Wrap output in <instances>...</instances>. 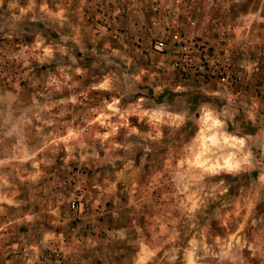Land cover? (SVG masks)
Wrapping results in <instances>:
<instances>
[{
    "label": "rangeland",
    "instance_id": "374dc122",
    "mask_svg": "<svg viewBox=\"0 0 264 264\" xmlns=\"http://www.w3.org/2000/svg\"><path fill=\"white\" fill-rule=\"evenodd\" d=\"M0 264H264V0H0Z\"/></svg>",
    "mask_w": 264,
    "mask_h": 264
},
{
    "label": "built area",
    "instance_id": "2783aa9c",
    "mask_svg": "<svg viewBox=\"0 0 264 264\" xmlns=\"http://www.w3.org/2000/svg\"><path fill=\"white\" fill-rule=\"evenodd\" d=\"M158 43H159L160 45H163V44H164L163 42H158ZM75 205H76V202L74 201L73 204H72V206L75 207Z\"/></svg>",
    "mask_w": 264,
    "mask_h": 264
}]
</instances>
